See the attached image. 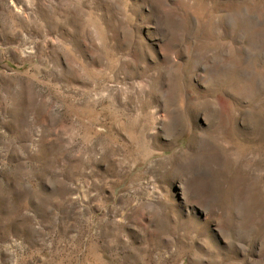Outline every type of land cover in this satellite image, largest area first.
Listing matches in <instances>:
<instances>
[{"label": "rangeland", "instance_id": "374dc122", "mask_svg": "<svg viewBox=\"0 0 264 264\" xmlns=\"http://www.w3.org/2000/svg\"><path fill=\"white\" fill-rule=\"evenodd\" d=\"M0 264H264V0H0Z\"/></svg>", "mask_w": 264, "mask_h": 264}]
</instances>
